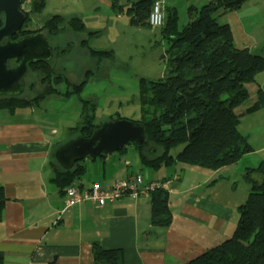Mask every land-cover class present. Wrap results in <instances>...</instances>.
Masks as SVG:
<instances>
[{"label": "trees", "instance_id": "obj_1", "mask_svg": "<svg viewBox=\"0 0 264 264\" xmlns=\"http://www.w3.org/2000/svg\"><path fill=\"white\" fill-rule=\"evenodd\" d=\"M154 1L127 0L125 4H120L119 0H112L111 9L117 16L127 14L131 24L137 28L154 29L148 23ZM247 1L215 0L200 9L190 7L189 21L183 28L180 27L178 10L167 8L165 25L155 28L160 29L162 40L168 44L161 60L166 65L165 73L159 79L144 78L140 82L141 118L135 122L144 125L147 138L144 143L132 144L143 168L159 172L184 164L218 171L237 165L244 156L254 152L248 137L240 132L239 127L242 117L264 109V90L258 87L253 100L248 87L256 84L259 74H264V45L261 47L262 55L248 48L238 49L231 26L219 20L224 14L240 10ZM46 5L47 0L32 1V12L26 13L27 19L21 32L13 40L43 32L54 45L55 57L57 52L59 56L66 55L73 49V44L62 48L57 38L65 32L64 29L79 34L84 32L85 23L79 17L66 21L63 16L54 15L40 29L29 30L33 20L30 16L41 14ZM2 24L0 19V27ZM86 43L87 40H83L81 48L93 60L101 61L114 56L112 50L90 48ZM30 74L33 77L29 81L30 92L14 97L0 96V112L15 113L19 109L41 107L47 97L68 98L75 94L82 104L81 122L68 130L72 135L70 139L90 138L102 126L97 123V104L80 97L87 83L86 78L63 93L56 86L64 75L55 70L51 61L32 64ZM242 107L246 109L239 114L237 110ZM121 119L125 118L120 113L110 117V121ZM62 144L53 150L50 165L54 172L52 182L64 194L69 186L83 179L87 165L81 161L74 169L64 170L54 156ZM125 150L126 147L120 153ZM136 175L144 177L143 173ZM244 178L250 190L246 201L238 208L234 234L185 264H264V161L255 168H247ZM144 181L150 183L145 178ZM174 181V176L155 181L159 188L150 193L151 224L154 227L166 229L172 224L169 191ZM163 185H167V189ZM5 201L4 189L0 187V221ZM93 258L94 264H125L123 250H105L98 242L93 243ZM3 260V253L0 252V264Z\"/></svg>", "mask_w": 264, "mask_h": 264}, {"label": "crops", "instance_id": "obj_2", "mask_svg": "<svg viewBox=\"0 0 264 264\" xmlns=\"http://www.w3.org/2000/svg\"><path fill=\"white\" fill-rule=\"evenodd\" d=\"M94 1L111 9L112 0ZM178 1L166 0V10L176 8L180 14ZM212 1L215 0H186L183 5L189 10ZM258 8L264 9V0H248L240 10L219 18L222 24L231 26L238 49L252 51V47L264 45V40L255 42L247 31L256 22ZM100 9L94 6L93 12H101ZM248 87L254 100L258 86ZM54 98L63 99L56 95ZM39 109L0 112V187L6 196L0 221L2 264H94L95 242L105 250H123L125 264H185L234 234L238 208L250 190L244 173L264 161L251 158L264 152V109L242 117L239 130L248 137L254 152L235 166L218 171L184 164L159 172L145 168L142 173L149 182L175 177L169 191L173 221L166 229L151 224L150 194L137 199L123 197L103 207L88 201L67 207L66 190L61 194L52 182L54 172L50 165L53 150L65 142L59 140L54 125L43 126L36 115ZM237 112L240 114L241 109ZM131 164L127 160V168L109 173L104 161L101 176L100 170L88 174L87 166L89 176L76 184L89 188L94 182H101L107 187L118 178L136 175ZM215 180L218 181L213 183Z\"/></svg>", "mask_w": 264, "mask_h": 264}, {"label": "rangeland", "instance_id": "obj_3", "mask_svg": "<svg viewBox=\"0 0 264 264\" xmlns=\"http://www.w3.org/2000/svg\"><path fill=\"white\" fill-rule=\"evenodd\" d=\"M32 1L26 0L23 2L22 9L25 14L32 12ZM126 1L119 0L120 4H125ZM185 1L179 0L177 5L178 8L180 7L181 28L189 21L188 9L183 5ZM94 6H98L102 11L93 12ZM253 8L254 5L248 10ZM259 12L256 16V22L250 25L252 27L246 28L255 42L264 40V9H259ZM54 15H61L66 21L73 17H79L85 23L84 32L79 34L64 29L65 32L57 38L62 48H66L68 44H73V49L63 56H59V52H57V56H54L51 60L55 70L64 75L63 80L56 87L64 93L68 88L73 89V85L86 78L87 83L80 97L83 100H91L97 104L98 124L110 122V117L116 113H120L122 117L130 121H139L141 118V104L139 102L141 79H159L166 70V65L161 60L168 44L162 40L160 29L151 31L149 28H137L131 24V18L127 14L117 16L114 10L108 9L105 5L94 0H47L46 8L41 14L30 16L33 20H31L28 29L31 31L40 29ZM83 40H87L86 44L90 48L114 51V56L101 61L91 59L86 54L87 51L81 48L80 43ZM252 52L262 55L261 47H252ZM87 70L90 72L86 74ZM29 81L30 77L28 76L27 82ZM252 86H258L264 90L263 73L257 76L256 84ZM39 87L37 86V88ZM54 97L51 96L48 100L42 101L36 115L44 127L54 125L59 132V140L67 142L72 137L68 127H76L81 122L80 110L82 104L75 94L68 98L63 97L61 100H56ZM240 109L243 113L246 108L242 107ZM3 111V113H6V110ZM261 115H264V112ZM114 117L116 118V116ZM255 121L253 120V122ZM248 122L249 119L245 120L243 126L247 125ZM241 131L244 132L243 127ZM253 138L256 142L254 133ZM177 150L174 152L176 153ZM105 156L106 158L98 159L95 162L91 159L85 160L89 169L88 174L100 170L101 163L104 164V161L105 169L109 173L112 169L127 168L125 165L127 160L132 162L130 168L133 173H144L145 168L142 167L133 144H129L123 154L118 151ZM251 158L264 160V152L251 156ZM101 172L100 170V176ZM88 174L83 180H86ZM243 185L242 182L240 189Z\"/></svg>", "mask_w": 264, "mask_h": 264}, {"label": "water", "instance_id": "obj_4", "mask_svg": "<svg viewBox=\"0 0 264 264\" xmlns=\"http://www.w3.org/2000/svg\"><path fill=\"white\" fill-rule=\"evenodd\" d=\"M22 1L0 0V19L3 20L0 27V96L3 97L23 94L30 66L48 63L54 57L53 44L43 32L13 40L26 21ZM146 138L145 127L139 122L110 121L96 129L90 138L68 140L56 149L54 156L64 170H72L78 162L97 160L129 144L144 143Z\"/></svg>", "mask_w": 264, "mask_h": 264}, {"label": "built area", "instance_id": "obj_5", "mask_svg": "<svg viewBox=\"0 0 264 264\" xmlns=\"http://www.w3.org/2000/svg\"><path fill=\"white\" fill-rule=\"evenodd\" d=\"M165 0L154 1L148 23L152 28H162L165 25ZM159 188L155 182L145 183L142 175H131L126 178H118L108 186L101 182H94L89 188L73 184L66 189L68 196L67 207L79 205L83 202H91L99 207L107 203H113L123 197L137 199L141 195H147ZM167 189V185H163Z\"/></svg>", "mask_w": 264, "mask_h": 264}, {"label": "flooded vegetation", "instance_id": "obj_6", "mask_svg": "<svg viewBox=\"0 0 264 264\" xmlns=\"http://www.w3.org/2000/svg\"><path fill=\"white\" fill-rule=\"evenodd\" d=\"M54 56H55V54H54ZM15 64H16V63H14V62L11 63V65H13V66H14ZM28 76H29L30 78H33L32 75L30 74V71H29V73H28V75H27V77H26V79H25V90H24L23 94H21V95H25V94H27V92H30L29 87H28L30 83L27 82V78H28Z\"/></svg>", "mask_w": 264, "mask_h": 264}]
</instances>
